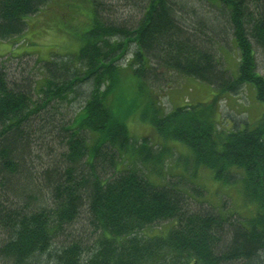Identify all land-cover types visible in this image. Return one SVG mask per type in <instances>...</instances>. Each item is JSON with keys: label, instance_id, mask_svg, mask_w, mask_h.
<instances>
[{"label": "trees", "instance_id": "trees-1", "mask_svg": "<svg viewBox=\"0 0 264 264\" xmlns=\"http://www.w3.org/2000/svg\"><path fill=\"white\" fill-rule=\"evenodd\" d=\"M48 1L0 0V42L22 35L26 18ZM96 1L77 53L81 70L64 61L54 70L45 61L51 77L33 99L30 79L12 81L0 64V264H263L264 113L253 125L232 120L223 129L214 120L213 99L166 115L152 100L144 104L149 115L143 120L165 144L182 142L196 166L209 168L219 182L244 187L257 212L239 220L226 209H191L185 189L150 179L148 166L158 167L169 147L162 144L156 152L150 138L131 136L128 107L121 111L118 94L127 80L123 72L139 85L140 97L146 86L152 91V76L178 72L218 92L253 85L264 102L256 57L257 50L264 52V0H207L217 10L215 19L189 25L174 1L143 0L142 17L130 28L102 21ZM224 31L238 49L236 77L207 46ZM129 50L123 67L118 58ZM86 82L92 88L80 111L55 123L49 107L74 101ZM124 88L127 98L131 89ZM56 131L67 151L58 165L35 174L32 147Z\"/></svg>", "mask_w": 264, "mask_h": 264}, {"label": "rangeland", "instance_id": "rangeland-1", "mask_svg": "<svg viewBox=\"0 0 264 264\" xmlns=\"http://www.w3.org/2000/svg\"><path fill=\"white\" fill-rule=\"evenodd\" d=\"M172 1L178 7L183 6L182 11L186 13L185 17H187H184L186 25H189L191 21L194 22V20L206 19L210 22L216 17L214 14L217 10H212L213 8L207 0ZM95 4L99 11L98 14H101L102 21L122 24L128 28L135 26L140 21L144 10L143 0H97ZM92 9L91 0H49L36 15L26 18L28 26L22 35L0 42V64L2 61L4 62L3 66L8 78L18 82H21L19 78H22V82L24 77L30 79L28 85L35 89L33 99H36L37 91L44 85L47 77H51L49 69L45 66V61L52 62L50 66L54 70L56 69L55 66L63 61L69 62L72 68H76V70L80 68L79 70H81L83 65L80 63L77 65L79 61L77 53L84 45L82 40L86 31L91 27L94 16ZM217 20L219 23L216 22ZM217 20L214 21L215 24L221 26L220 21L222 20ZM191 27L193 26L191 25ZM224 33L220 36L219 41L217 40L213 44L208 40L212 46L211 44L207 46L214 51L215 59L218 60L220 66L230 69L232 75L236 77L239 63L238 49L232 34L229 31H224ZM110 41L113 42L114 40L111 38ZM131 57L132 53L129 50L118 58L117 63L126 67ZM256 57L259 71L264 75L263 50H257ZM156 70L162 72L161 67H157ZM122 74L127 80L121 83H124V87L131 89L127 98L122 95L125 92L124 87L119 88L118 94L121 111L128 107L126 110L128 115L125 116L127 127H129L133 138H150L153 144L157 145L155 147L156 152L165 143L158 134H155L153 126L148 121L143 120L142 114L145 113L147 117L149 115V112L144 111L146 106L144 104L149 100L160 107L162 115H166L178 107L208 103L213 99L214 120L218 124L221 123L223 129H228L227 123L230 124L232 120L238 123L248 122L253 125L262 118L264 113V102L257 99L256 89L253 85L242 86L238 93L218 92L210 84L175 72L171 75L161 76L162 78L159 79L153 76L149 78L148 83L152 91L148 90L149 87L146 86L142 92L143 95L140 97L138 95L139 85L130 80L131 76L128 72ZM80 86L78 91L82 94L77 96L74 101H70L71 103L58 101L56 106L54 103L51 105L54 107L53 109L49 107V116H53L56 120L55 123L68 122L80 111L84 103V95H87L92 88L91 82L80 83ZM138 102H142L143 107ZM135 105L140 107L132 113L129 108L133 109ZM59 131H56L55 135L54 133L45 135L40 141L41 145L32 147L35 154L32 160L37 167L35 174H38L42 167L46 169L58 165L61 155L66 153L65 145L62 146L57 139ZM165 145L169 147V151L164 155V161L158 164V167L151 165L147 168L149 177L154 183L171 182L185 189L190 197L188 200L191 209L200 208L202 205L222 213L226 209L230 213L234 212L233 219L239 220L255 216L256 204L249 201L248 197L244 195V187L240 183L230 184L217 181L209 168L194 164L190 156L192 151L182 142L170 140ZM159 168L162 169L161 175L158 173ZM37 198L35 197V199ZM33 201L35 204L38 203V201ZM164 229L166 228L164 227ZM262 259L264 264V255ZM237 264L246 263L237 260Z\"/></svg>", "mask_w": 264, "mask_h": 264}]
</instances>
